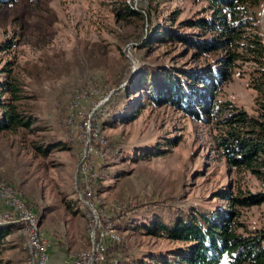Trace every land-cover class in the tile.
Masks as SVG:
<instances>
[{
  "label": "rangeland",
  "instance_id": "374dc122",
  "mask_svg": "<svg viewBox=\"0 0 264 264\" xmlns=\"http://www.w3.org/2000/svg\"><path fill=\"white\" fill-rule=\"evenodd\" d=\"M111 1L0 0V44H8L0 45V66L12 62L28 94L25 102L37 118L29 131L0 132V178L21 191L37 214L49 238L48 264H69L77 251L88 246V206L85 195L79 194L82 184L77 173L84 138L76 124L67 123L73 95L79 90L95 86V100L112 90L106 101L108 112L99 111L92 121L107 141L103 154L95 157L96 178L91 188L115 222L120 235L115 243L126 245L118 252L111 249L113 245L106 247L105 252L115 255L114 264H136L133 256L160 255L181 245L179 240L147 234L135 224L157 213L167 215L176 207L221 206L225 200L214 194L225 183L237 186L240 182L252 189L264 184L248 172L229 170L214 147L217 129L212 123L169 104L152 105L144 99L134 119L102 123L109 105L121 99L116 88L131 77L137 63L184 61L190 53L183 55L186 47L175 41L152 44L147 51L138 48L147 17L132 23L118 21L110 10ZM129 1L134 8L145 5L144 0ZM155 4L159 18L174 9L183 18L201 11L207 0H159ZM255 9L264 32V1ZM253 64L239 62L219 91V97L250 112L256 96L248 74ZM122 104L120 100L117 105ZM89 105L86 99L85 109ZM172 139H176L174 145L165 144ZM51 140L64 143L50 146L45 156L35 152L32 142L46 145ZM158 143L167 151L139 156ZM240 218L250 228L264 224V202L241 208ZM18 227L3 239L0 264H27L28 250Z\"/></svg>",
  "mask_w": 264,
  "mask_h": 264
},
{
  "label": "trees",
  "instance_id": "16d2710c",
  "mask_svg": "<svg viewBox=\"0 0 264 264\" xmlns=\"http://www.w3.org/2000/svg\"><path fill=\"white\" fill-rule=\"evenodd\" d=\"M144 1L145 5L138 8L129 0H112L109 5L118 21L132 23L147 17V30L138 39V48L145 47L147 51L152 44L175 41L186 47L183 55L190 51L189 57L184 61L137 63L131 77L116 88L121 99L109 105L107 120L102 123L112 125L116 120L134 119L144 99L152 105L169 104L194 119L212 123L217 129L214 147L231 172H248L264 182V32L255 9L264 0H207L201 11L183 18H178L179 9L159 18L155 4L159 0ZM249 61L254 63L248 70L249 84L256 90L253 112L229 98L219 97L222 84L232 77L239 62ZM27 96L12 62L7 60L0 66V132L33 128L37 118L25 102ZM120 100L122 106L117 105ZM175 141L165 144L174 145ZM63 143L51 140L46 145L32 142V146L35 152L45 156L50 146ZM160 144L146 148L139 156L166 152L167 148L161 149ZM261 185L252 189L242 187L240 182L237 186L225 183L214 194L225 200L221 206L176 207L167 215L157 213L149 221L135 224L147 234L179 240L181 245L160 255L133 256V261L136 264H264V224L250 228L240 218L241 208L264 202V184ZM17 227L18 224L11 222L0 224V253L4 237ZM115 242H109L107 249L111 245L117 252L126 249V245ZM114 256L106 250L104 264H114Z\"/></svg>",
  "mask_w": 264,
  "mask_h": 264
},
{
  "label": "built area",
  "instance_id": "2783aa9c",
  "mask_svg": "<svg viewBox=\"0 0 264 264\" xmlns=\"http://www.w3.org/2000/svg\"><path fill=\"white\" fill-rule=\"evenodd\" d=\"M108 92L109 94L95 100L93 98V95L97 94L95 86L77 91L73 95L70 110L67 113V123L70 126L76 124V128H80V137L84 138L80 151V162L77 167L79 180L82 184L81 191H78L80 195H85L83 200L88 206V246L77 251L69 264H104L107 242L120 239L115 222L111 220V213L100 207L99 200L91 188L96 178V171L93 168L95 157L103 154V147L107 141L98 123L93 124L92 121L97 117L99 111H103V114L108 112L106 101L112 90L109 89ZM86 99L90 100L87 109L84 107ZM0 202L2 204L0 224L10 222L18 224V230L24 237L25 247L28 250L26 263L48 264L49 238L41 229L36 213L24 200L21 191L13 188L1 178ZM116 261L114 259V262Z\"/></svg>",
  "mask_w": 264,
  "mask_h": 264
},
{
  "label": "crops",
  "instance_id": "0c3cea01",
  "mask_svg": "<svg viewBox=\"0 0 264 264\" xmlns=\"http://www.w3.org/2000/svg\"><path fill=\"white\" fill-rule=\"evenodd\" d=\"M2 207V204H1V202H0V208Z\"/></svg>",
  "mask_w": 264,
  "mask_h": 264
}]
</instances>
